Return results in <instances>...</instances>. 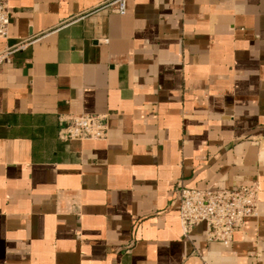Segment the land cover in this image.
Listing matches in <instances>:
<instances>
[{
	"label": "crops",
	"instance_id": "1",
	"mask_svg": "<svg viewBox=\"0 0 264 264\" xmlns=\"http://www.w3.org/2000/svg\"><path fill=\"white\" fill-rule=\"evenodd\" d=\"M8 0L0 264H264V0ZM104 139L61 140L71 114ZM257 182L229 247L175 190Z\"/></svg>",
	"mask_w": 264,
	"mask_h": 264
},
{
	"label": "built area",
	"instance_id": "2",
	"mask_svg": "<svg viewBox=\"0 0 264 264\" xmlns=\"http://www.w3.org/2000/svg\"><path fill=\"white\" fill-rule=\"evenodd\" d=\"M118 11L125 10V0H112ZM10 11L8 0H0V39L9 37ZM25 41L16 42L0 50V63L9 61L10 55L21 49ZM58 130L61 140L104 139L107 135L105 116L88 113L64 117ZM259 186L257 182L234 188H189L175 190L178 218L183 236L201 222L206 226V240L229 247L233 234L247 218L258 215Z\"/></svg>",
	"mask_w": 264,
	"mask_h": 264
}]
</instances>
